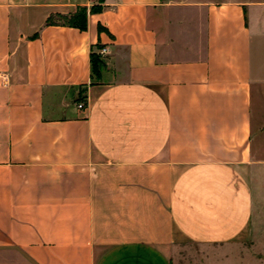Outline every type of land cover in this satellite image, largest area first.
Segmentation results:
<instances>
[{"label":"crops","instance_id":"0c3cea01","mask_svg":"<svg viewBox=\"0 0 264 264\" xmlns=\"http://www.w3.org/2000/svg\"><path fill=\"white\" fill-rule=\"evenodd\" d=\"M263 194L264 3L0 0V264L238 247Z\"/></svg>","mask_w":264,"mask_h":264},{"label":"rangeland","instance_id":"374dc122","mask_svg":"<svg viewBox=\"0 0 264 264\" xmlns=\"http://www.w3.org/2000/svg\"><path fill=\"white\" fill-rule=\"evenodd\" d=\"M215 2H239L244 4L249 3H264V0H209ZM102 68H100V71ZM99 71V75H100ZM262 207L258 205L254 215V227L252 226L250 239L245 244L238 247L230 246L224 250L216 248H204L195 243L188 241H180L174 246L172 251V264H213L214 259L228 260L234 257H241L243 262H235V264H264V194L261 200ZM253 231V232H252ZM248 258H251L248 259ZM224 264H230L225 262Z\"/></svg>","mask_w":264,"mask_h":264},{"label":"trees","instance_id":"16d2710c","mask_svg":"<svg viewBox=\"0 0 264 264\" xmlns=\"http://www.w3.org/2000/svg\"><path fill=\"white\" fill-rule=\"evenodd\" d=\"M99 4L102 3V0H98ZM101 10L100 6H93L90 9L85 7H78L75 13L70 15H57L54 17H49L46 21V25H56L61 24L64 26H69L76 28L80 31H85L87 26V14H94ZM90 64L92 75L95 77L99 76L100 68L102 67V63L99 57L95 54L90 55Z\"/></svg>","mask_w":264,"mask_h":264},{"label":"built area","instance_id":"2783aa9c","mask_svg":"<svg viewBox=\"0 0 264 264\" xmlns=\"http://www.w3.org/2000/svg\"><path fill=\"white\" fill-rule=\"evenodd\" d=\"M100 53L103 54V53H105V51L101 50ZM78 108H82V105H79Z\"/></svg>","mask_w":264,"mask_h":264}]
</instances>
